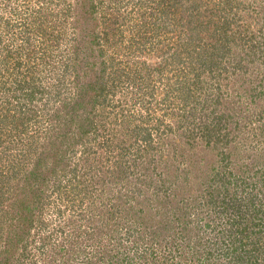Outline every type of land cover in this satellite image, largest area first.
I'll list each match as a JSON object with an SVG mask.
<instances>
[{
    "label": "rangeland",
    "instance_id": "1",
    "mask_svg": "<svg viewBox=\"0 0 264 264\" xmlns=\"http://www.w3.org/2000/svg\"><path fill=\"white\" fill-rule=\"evenodd\" d=\"M249 198L264 0H0V264H228Z\"/></svg>",
    "mask_w": 264,
    "mask_h": 264
},
{
    "label": "trees",
    "instance_id": "2",
    "mask_svg": "<svg viewBox=\"0 0 264 264\" xmlns=\"http://www.w3.org/2000/svg\"><path fill=\"white\" fill-rule=\"evenodd\" d=\"M249 200L250 202L246 201L245 203L247 206L245 207V210L247 209V213L240 216L241 221L235 224V227L232 226L230 230L231 232L232 229L235 228L232 235L230 234L233 236L232 243H230L231 245L227 247L228 250L226 251L228 255H231V257L228 258V264H264V233L259 230L260 227L256 229L258 230L257 232L252 230V228L257 226L259 222L256 220L264 218V207L255 205L254 200L251 198H249ZM248 225L251 226V231L246 230ZM192 233L195 234V230ZM251 235L255 236L253 240L254 245L243 248L244 242H246L244 240L249 238ZM210 237L211 236L202 237L203 239L198 237V240H195V242L196 244L204 245L205 249H209L208 242L211 240ZM213 237L216 239L217 243L218 240H220L221 243H224L227 240L219 237L217 234ZM229 237L230 236H228V238ZM214 250H216V248ZM242 251L247 254V257ZM206 253L212 254L210 250H207Z\"/></svg>",
    "mask_w": 264,
    "mask_h": 264
}]
</instances>
